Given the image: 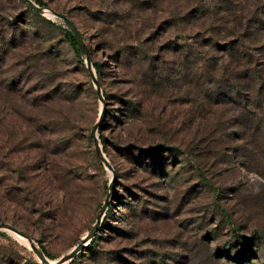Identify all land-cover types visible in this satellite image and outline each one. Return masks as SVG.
Listing matches in <instances>:
<instances>
[{
  "label": "rangeland",
  "instance_id": "374dc122",
  "mask_svg": "<svg viewBox=\"0 0 264 264\" xmlns=\"http://www.w3.org/2000/svg\"><path fill=\"white\" fill-rule=\"evenodd\" d=\"M43 2L102 97L62 19L0 0V221L57 260L107 197L60 264H264V91L237 65L264 76V0ZM0 230V264H44Z\"/></svg>",
  "mask_w": 264,
  "mask_h": 264
},
{
  "label": "water",
  "instance_id": "95a60500",
  "mask_svg": "<svg viewBox=\"0 0 264 264\" xmlns=\"http://www.w3.org/2000/svg\"><path fill=\"white\" fill-rule=\"evenodd\" d=\"M25 2L27 3V5L30 8H32L33 10H35L36 12L41 13V14L46 12L45 9H48V11L50 12V13H48L49 15L56 16V17L62 19L65 22L66 26L69 28V30L71 31L72 35L75 38V41L77 43V46H78V49H79L80 53L82 54V56L85 57V62L87 64V67H88L89 72L91 74V78L96 84L97 93H98L99 97H102V92L100 91L98 82L96 81L95 73L90 67L91 66L90 65L91 61H90L89 55L87 53V48H86V44H85L83 35L80 32V30L77 27V25L75 24V22L66 13L58 11V10H55L52 7L42 6V5L38 4L37 2H35V0H25ZM97 125H98V121L91 128V135L93 137L94 146H95L96 151L100 153L102 161L106 165H109V162L106 159V157L101 154L100 145H99L98 139H97V137L95 135V129H96ZM107 206H108V198L106 197L105 200L103 201L100 209H99V212L97 214L96 220H95L93 226L91 227V229L88 232H86V234L82 237V239L75 246H73L67 253L62 255L61 258H59L57 260H53V261L46 256V254L44 253V251L42 250L41 247H39L38 245H36L32 241V238L30 236L25 234L22 230H20L16 226H14L12 224H9L7 222H4V221H0V229H3V228L4 229H8L11 232L18 233V234H21L23 236H26L31 241L30 246H31L32 250L34 251L36 256L40 259V261L43 262L44 264H60L61 262L68 261V259H70L75 254H77V252L84 245H86L85 241L88 240V239H91L94 236V234L96 233L97 229L100 226V223H101V220H102V215L105 212V210L107 209Z\"/></svg>",
  "mask_w": 264,
  "mask_h": 264
},
{
  "label": "trees",
  "instance_id": "16d2710c",
  "mask_svg": "<svg viewBox=\"0 0 264 264\" xmlns=\"http://www.w3.org/2000/svg\"><path fill=\"white\" fill-rule=\"evenodd\" d=\"M35 2H37L38 4H40L42 6H45L46 5L43 2V0H35ZM63 31H64V34H65L66 39L68 40V42L70 43V45L72 46V48L74 49V51L76 52L77 56H79V58H80L81 57V53H80V51L78 49L77 43H76L75 38L72 35L71 31L69 30V28L67 26H64L63 27ZM236 43L239 44L240 41L239 42H236ZM240 44L243 45V43H240ZM226 47L231 52H234L235 55H237L238 53H240V50H239L240 47H239V45L233 46V45L228 44ZM247 54H249V52ZM238 62H240V61H238ZM93 65H94V67L96 69H99L101 64L99 62H97V61H94L93 62ZM237 65L238 66L239 65L243 66V71H244V73H245L246 76H249V75L252 76V77H250L251 78V82L249 84L250 85L249 87L252 90L256 89L257 92H261L262 93L264 91V76L261 77L262 76V68H260L258 66L259 63H257V61H255L254 59H250V60H248L246 62V64H244V63L238 64L237 63ZM263 74H264V70H263ZM258 107L263 108L262 111H263V115H264V106H261V104H259ZM0 232H1V230H0ZM257 239H258V236L257 235H253V236L247 237V240H249L251 242L252 241H255ZM92 241L94 242V240H92ZM43 251L46 254V256H49V254L44 249H43ZM252 253H254V252H252ZM254 257H256V256H254L253 254H250V253L248 254L247 253V255L245 257H243L241 259H238V260H229V262H232L231 264H256L255 261H254V259H253ZM68 264H73V261L69 262Z\"/></svg>",
  "mask_w": 264,
  "mask_h": 264
},
{
  "label": "bare ground",
  "instance_id": "6f19581e",
  "mask_svg": "<svg viewBox=\"0 0 264 264\" xmlns=\"http://www.w3.org/2000/svg\"><path fill=\"white\" fill-rule=\"evenodd\" d=\"M45 10H46V12L50 13V12L48 11V9H45ZM13 233H14V232H13ZM14 234L19 235V237L21 238V240H23L26 244H28V245L31 244V241H30L26 236H23V235L18 234V233H14ZM52 261H53V260H52Z\"/></svg>",
  "mask_w": 264,
  "mask_h": 264
}]
</instances>
